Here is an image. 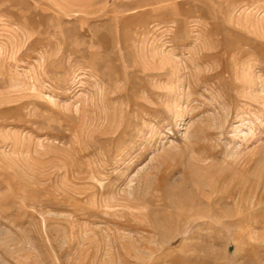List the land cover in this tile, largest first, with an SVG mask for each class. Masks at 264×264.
Masks as SVG:
<instances>
[{"label":"rangeland","instance_id":"1","mask_svg":"<svg viewBox=\"0 0 264 264\" xmlns=\"http://www.w3.org/2000/svg\"><path fill=\"white\" fill-rule=\"evenodd\" d=\"M0 264H264V0H0Z\"/></svg>","mask_w":264,"mask_h":264},{"label":"bare ground","instance_id":"2","mask_svg":"<svg viewBox=\"0 0 264 264\" xmlns=\"http://www.w3.org/2000/svg\"><path fill=\"white\" fill-rule=\"evenodd\" d=\"M203 183V182H202ZM202 183H198V182H196L195 184H193L194 185V187L196 188L195 189V191H196V195H194L193 196V200L192 201H194V200H198V191L200 190V189H206L207 187H208V189L211 191V190H213L212 189V186L209 184H202ZM188 187V186H187ZM216 187V186H215ZM224 189V188H223ZM222 189V190H223ZM214 191V190H213ZM204 192V191H203ZM203 192H202V194H203ZM212 192V191H211ZM215 192H217V190H215ZM223 192V191H222ZM227 192V191H226ZM201 194V193H200ZM206 194V193H205ZM210 194V193H209ZM233 194V193H232ZM180 195V194H179ZM204 195V194H203ZM211 195H212V193H211ZM200 196V195H199ZM208 196V195H207ZM228 196V195H227ZM200 199H202V196H201V198ZM205 199V198H204ZM179 200V199H178ZM207 200H208V198H207ZM233 200V199H232ZM242 200V199H241ZM217 205V204H216ZM207 206V205H206ZM182 207V206H181ZM202 207V206H201ZM174 208V207H173ZM188 209V208H187ZM190 209V208H189ZM208 209V208H207ZM239 224V223H238Z\"/></svg>","mask_w":264,"mask_h":264}]
</instances>
